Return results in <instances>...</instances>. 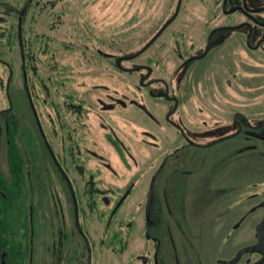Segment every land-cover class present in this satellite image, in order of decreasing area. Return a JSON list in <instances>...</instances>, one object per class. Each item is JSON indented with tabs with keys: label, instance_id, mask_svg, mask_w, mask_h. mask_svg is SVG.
Returning <instances> with one entry per match:
<instances>
[{
	"label": "flooded vegetation",
	"instance_id": "1",
	"mask_svg": "<svg viewBox=\"0 0 264 264\" xmlns=\"http://www.w3.org/2000/svg\"><path fill=\"white\" fill-rule=\"evenodd\" d=\"M187 1L58 14L33 61L68 70L36 78L9 17L0 166L38 212L41 264H264V4Z\"/></svg>",
	"mask_w": 264,
	"mask_h": 264
},
{
	"label": "rangeland",
	"instance_id": "2",
	"mask_svg": "<svg viewBox=\"0 0 264 264\" xmlns=\"http://www.w3.org/2000/svg\"><path fill=\"white\" fill-rule=\"evenodd\" d=\"M237 1L239 3L245 2L250 8L264 4V0ZM193 2L194 1L188 2L187 0H183L182 11H187L186 14H193V9H196L195 6H193ZM36 3L35 9L31 7L29 8V14H25V27L31 30L32 33H43V40L45 42L43 44H45V46H47V41L44 39L46 37L45 32L54 33V28L50 30L46 28L47 23L45 21V16L48 14L49 16L52 14H62L63 21L69 20L68 17L71 16V14H109V25L111 26L112 24L119 23L123 17L125 20H128L130 17L133 18L134 14H162L161 11L163 6L159 5L157 9H151L150 6L144 3V0H38ZM2 4H6L10 7L12 0H0V14L4 15L8 20V22L6 20L4 23L3 20L0 21V44L6 41L9 36L8 31L9 27H11L10 22L12 19V15L11 19H9L10 16L1 12L2 10H6L5 5ZM169 10H171V8ZM34 15H36V18L33 20L32 17ZM132 18L131 20H133ZM32 21H34V23ZM132 23L133 22H127L125 25L127 28V32L124 35L126 37V51H131V49L134 50L135 47L134 38L136 39V35L133 32H128L131 31L129 28L133 27ZM13 30L11 35L14 39ZM27 33H29V31H26V34ZM110 38H112V35H110ZM2 46L5 47L4 44ZM14 47L13 45V51L15 49ZM51 48H55V45H52ZM261 53L264 54V49H261ZM16 56H18L17 51L16 55L14 53L13 58L14 63L18 65ZM40 56L43 57L44 52H41ZM4 70L5 68L0 65V95L3 92L2 77L4 79ZM14 81L17 84L19 83L17 75ZM19 85L21 86L20 83ZM34 89L39 90L37 86H35ZM128 89L130 90L129 87H126V90ZM254 121L257 120H253V122ZM0 189L4 193V195L0 194V236L1 234H5V236L3 235L0 237V264H41L42 236L41 226L37 218L38 212L31 208L27 195L15 192V190L12 189L8 181L6 166L4 164L2 167L0 166Z\"/></svg>",
	"mask_w": 264,
	"mask_h": 264
},
{
	"label": "trees",
	"instance_id": "3",
	"mask_svg": "<svg viewBox=\"0 0 264 264\" xmlns=\"http://www.w3.org/2000/svg\"><path fill=\"white\" fill-rule=\"evenodd\" d=\"M35 1L37 2L38 0H12V4L10 7L6 4H2V5H5V7L8 6L9 9L14 11V13H15V14H7V16L12 15V21H13L12 30L14 29L13 30V36H14L13 43L15 46L14 47L15 48L14 49L15 55H16V51L18 52V56H16L17 60H18V65L15 63L14 67H15V69H18L19 76L22 75L21 70H23L26 67L27 71H28V75L31 77L35 76V78H36L37 76H40L43 74L53 75L56 73V69H60V71L62 70L64 72L65 69L68 70V68L63 67V66H57V65H47V64L46 65H40L37 63L35 64L33 61V60H37L36 54L39 53L40 47H42L43 43H45L43 40V37H44L43 33H37V32L32 33L31 30H28V28L25 27L26 16H24V14H29V11H30L29 8H31V7H34L32 9H35V6L37 4ZM156 1L160 2V3H158V5L159 4L161 5L162 3H164L163 0H156ZM144 3L147 6H150L151 9H154L153 7L155 5V2H152V1L150 2L148 0H144ZM21 11H23L24 14H20ZM37 15H39V14H37ZM57 15L58 14H52L51 16H49V14H48L47 16H45V21L47 23L46 28L47 29L49 28L48 30H50L56 26L54 21L58 18ZM0 17L3 18L2 19L3 23L6 22L7 19L5 18L4 15L0 14ZM21 18L24 19V21L22 23H18L20 20H22ZM32 18L34 20L36 18V15H34ZM17 28H20V30H21V33H22L21 34L22 35L21 40L19 38H17L18 37V34L16 32ZM29 29H31V28H29ZM26 31H29V33L26 34ZM48 33L46 34V37L44 38L46 41L48 40L49 36H51V37L53 36L52 33H50V32H48ZM6 42H7V39H6V41H4L3 43L0 44V58H2L4 60L6 59L5 55L3 54L6 51V44H7ZM48 42H50V41H47L48 46L49 45L52 46V44H49ZM3 44L5 45V47L2 46ZM19 49L21 51L23 50L24 56L27 57V59L25 58L26 65H25V63L23 65L19 61V58H20V56H19L20 50ZM54 51H56V49L52 48L49 52L52 53ZM4 64L2 65L0 63V65L3 66L6 70V66ZM5 73H6V71H5ZM5 75H4V79H6ZM2 89H3V93H4V91L6 90V80H4L2 82ZM17 97H19V96H17ZM1 99L2 98L0 97V101H1ZM2 101H5V98H3ZM2 106H6V103L5 102L3 104L0 103V109L2 108ZM4 116L5 115H3V117ZM47 236L49 237V239L46 241L47 248H48V250L53 251L55 248V245H56V239H55L56 233H55V226L54 225H51V229L48 231Z\"/></svg>",
	"mask_w": 264,
	"mask_h": 264
}]
</instances>
